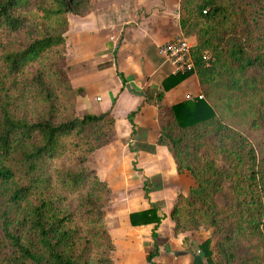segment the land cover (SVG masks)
<instances>
[{"label": "trees", "instance_id": "obj_1", "mask_svg": "<svg viewBox=\"0 0 264 264\" xmlns=\"http://www.w3.org/2000/svg\"><path fill=\"white\" fill-rule=\"evenodd\" d=\"M89 7L0 0V264H116L104 224L109 190L87 168L109 142L111 111L75 116L83 90L57 65L67 15ZM178 27L193 39L201 98L170 107L161 92L144 98L158 111L156 145L194 180L174 200L172 234L209 231L196 247L204 264H264V142L258 154L247 136L264 130V0H179ZM187 74L168 77L162 91ZM157 252L154 244L147 264Z\"/></svg>", "mask_w": 264, "mask_h": 264}, {"label": "crops", "instance_id": "obj_2", "mask_svg": "<svg viewBox=\"0 0 264 264\" xmlns=\"http://www.w3.org/2000/svg\"><path fill=\"white\" fill-rule=\"evenodd\" d=\"M170 2L97 0L92 10L67 19L68 82L83 90L79 102L86 113L110 110L113 119L110 140L92 153L90 166L112 197L105 225L116 264H147L154 244L158 252L153 264H204L196 248L204 239L198 232L172 234L174 200L186 195L194 180L187 172L178 173L167 148L156 145L158 111L153 100H144L161 92L160 105L170 107L201 97L192 71L162 91L161 84L175 74L157 49L179 32L177 6ZM125 85L141 95L129 93ZM134 112L132 128L128 115Z\"/></svg>", "mask_w": 264, "mask_h": 264}, {"label": "rangeland", "instance_id": "obj_3", "mask_svg": "<svg viewBox=\"0 0 264 264\" xmlns=\"http://www.w3.org/2000/svg\"><path fill=\"white\" fill-rule=\"evenodd\" d=\"M88 1H89V5H90L89 10H92L95 7V4H96L97 0H88ZM169 1H171L170 3H172L173 6H175V5L177 6L176 20H177V23H178V3H179V0H169ZM69 16L71 17L73 15L68 14L67 15V19H68ZM74 36L76 37V34H74ZM63 37H64V42H65V34H63ZM174 37H181V38L186 39L188 44L191 45V46L193 44L192 37H185L183 35V33H181L180 29H179V32L177 34L173 35L170 39H172ZM12 43H13V47H18V46L23 44V38L21 37V38L15 39V40L12 41ZM65 50H66V47L64 48L63 59L61 60V62L58 61L57 65H58L60 73L67 79V63L65 61ZM60 79H61L62 84L65 83V81L63 80V77L60 78ZM67 81H68V79H67ZM73 89H77V88H73ZM147 91L148 90L146 89V92ZM82 96L74 97V102H73V105H72V107H73L72 112L77 117H80L82 115L88 114V113H86L84 111V109L80 105L79 101L82 98ZM110 135H111V133L109 134V140H110ZM247 136L250 139V141L252 142V145H253L254 149L256 150V152L258 154H260L261 148L263 147V146H261V144H262V142H264V130H263V128L259 126L255 131L247 133ZM87 168H90L92 170V168L90 166V163L87 164ZM105 186H106V184H105ZM110 201H112V197H111L110 192H109L108 201H107V203H106V205L104 207V224H105L106 217H108V218L110 217V215H108V213H110L112 211V208L110 207ZM105 227H106V225H105ZM197 232L199 233L198 234L199 239L206 238L209 235V231L204 230V229H199ZM188 250L190 251L191 248H188Z\"/></svg>", "mask_w": 264, "mask_h": 264}, {"label": "built area", "instance_id": "obj_4", "mask_svg": "<svg viewBox=\"0 0 264 264\" xmlns=\"http://www.w3.org/2000/svg\"><path fill=\"white\" fill-rule=\"evenodd\" d=\"M157 53L161 55L164 63L172 68L174 74L187 73L193 70L191 45L184 38L174 37L170 39L158 47Z\"/></svg>", "mask_w": 264, "mask_h": 264}, {"label": "water", "instance_id": "obj_5", "mask_svg": "<svg viewBox=\"0 0 264 264\" xmlns=\"http://www.w3.org/2000/svg\"><path fill=\"white\" fill-rule=\"evenodd\" d=\"M125 89H126V91H128L129 93L136 94V95H141V93H138V92H135V91L132 90V89H129V88H128V85H125Z\"/></svg>", "mask_w": 264, "mask_h": 264}]
</instances>
